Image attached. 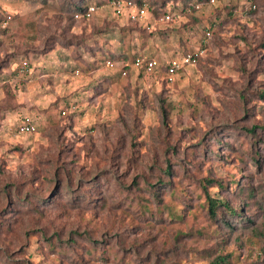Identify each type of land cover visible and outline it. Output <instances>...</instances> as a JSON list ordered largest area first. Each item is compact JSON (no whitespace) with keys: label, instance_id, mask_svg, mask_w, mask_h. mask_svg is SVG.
I'll list each match as a JSON object with an SVG mask.
<instances>
[{"label":"clouds","instance_id":"obj_1","mask_svg":"<svg viewBox=\"0 0 264 264\" xmlns=\"http://www.w3.org/2000/svg\"><path fill=\"white\" fill-rule=\"evenodd\" d=\"M264 0H0V264H264Z\"/></svg>","mask_w":264,"mask_h":264},{"label":"trees","instance_id":"obj_2","mask_svg":"<svg viewBox=\"0 0 264 264\" xmlns=\"http://www.w3.org/2000/svg\"><path fill=\"white\" fill-rule=\"evenodd\" d=\"M261 98H264V96L261 95Z\"/></svg>","mask_w":264,"mask_h":264},{"label":"rangeland","instance_id":"obj_3","mask_svg":"<svg viewBox=\"0 0 264 264\" xmlns=\"http://www.w3.org/2000/svg\"><path fill=\"white\" fill-rule=\"evenodd\" d=\"M262 96H264V95H262ZM261 99H264V98H261Z\"/></svg>","mask_w":264,"mask_h":264}]
</instances>
